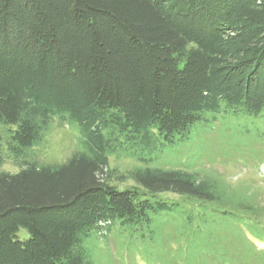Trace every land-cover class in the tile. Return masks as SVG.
I'll list each match as a JSON object with an SVG mask.
<instances>
[{
  "label": "trees",
  "instance_id": "16d2710c",
  "mask_svg": "<svg viewBox=\"0 0 264 264\" xmlns=\"http://www.w3.org/2000/svg\"><path fill=\"white\" fill-rule=\"evenodd\" d=\"M208 110L264 111V0H0V264H94L84 240L114 229L159 247L168 219L184 241L155 264H264L251 190L133 151L187 140ZM55 121L83 147L41 162ZM122 150L142 163L124 188Z\"/></svg>",
  "mask_w": 264,
  "mask_h": 264
},
{
  "label": "rangeland",
  "instance_id": "374dc122",
  "mask_svg": "<svg viewBox=\"0 0 264 264\" xmlns=\"http://www.w3.org/2000/svg\"><path fill=\"white\" fill-rule=\"evenodd\" d=\"M77 129L79 130L78 124L71 126L55 121L41 143L34 148L36 158L48 163L67 161L74 151L83 147ZM166 145L161 149L162 145L159 144L155 153L138 146L134 147L133 151L153 156V160L148 163L150 166L180 167L216 178L222 185L234 189L251 190L252 195L256 196L264 207V111L252 115H234L224 110L205 111L187 140ZM119 154V157L111 155L108 173L112 171L110 177L113 184L124 188L132 185L134 181L121 180L116 176L142 163L134 155L126 154L124 150L119 151ZM4 168L9 171L20 169L10 157H7ZM163 196L177 198L174 194ZM229 197L233 204L241 201L240 195L238 199H234L237 198L234 195ZM178 223L176 222L177 225ZM162 224V232L166 235L163 234L164 238L159 247L156 241L154 243L150 240L145 246L142 245L141 232L131 233L129 229H114L104 236L92 232L84 240V246L94 264H155L159 259L165 262L162 252L166 248L173 252L177 248L175 241L183 242L184 237L178 239L180 237L177 228L170 219ZM18 235L21 239L29 237L23 227ZM160 237L157 231L156 240ZM258 242L255 240V243Z\"/></svg>",
  "mask_w": 264,
  "mask_h": 264
}]
</instances>
